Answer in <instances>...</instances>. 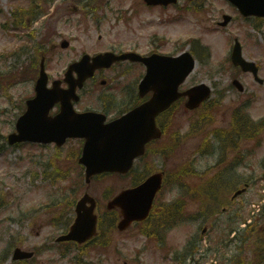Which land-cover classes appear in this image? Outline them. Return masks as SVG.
Here are the masks:
<instances>
[{"label": "rangeland", "instance_id": "rangeland-1", "mask_svg": "<svg viewBox=\"0 0 264 264\" xmlns=\"http://www.w3.org/2000/svg\"><path fill=\"white\" fill-rule=\"evenodd\" d=\"M72 1L0 0V76L5 78L0 81V146L6 145V138L15 131L17 119L23 114L27 99L34 96L35 81L28 68L35 67L40 62L41 53L46 55V65L52 80H57L63 79L70 63L78 61L84 54L94 55L100 49L135 43L136 40L140 41L139 50L143 53L150 48L148 44L146 45L147 35L164 31L170 33L173 39L176 34L183 37L191 35L200 38L205 46L211 47L212 51L203 54L206 55V59L202 60V63L198 62L186 86L204 82L212 86L213 96L211 103L199 112H188L181 107L174 112L176 125H182L184 128L181 132L189 135V142L186 144L188 150L180 148L179 155H176L177 159L166 164L161 158H154V163L148 165L152 170L163 167L169 172L166 188L162 190L157 201L158 206L171 204L186 192L180 186L175 187L171 184L175 175L181 173L185 165L192 164L193 160L200 173L208 169L213 171L212 175L204 180L193 178L194 180L188 183H194L197 187L214 178L223 179L221 183L212 186L218 191L219 197L224 194L220 198L223 204H230L228 197L237 189L235 188L237 184L243 185L248 182L250 187L225 213L220 210L222 204L216 202L215 205L209 200L211 195L208 198L205 195L185 198L188 199L186 212L192 221L169 233L167 245L172 251L169 255L166 250L161 249L158 241H148V237L142 233V229L146 226L140 225L124 234L108 231L107 236L111 234L113 237L112 244L108 245V251L87 246L92 251L85 252L80 260L91 264H174V262L178 264L179 260L177 257L175 259L174 250H182L186 247L185 244L190 242L196 244H191L192 248L199 247L196 259L200 264L262 263V255L257 243L258 240H264L263 124L260 129L261 135L256 139L241 141L239 149L235 152L232 150L235 144L226 140L223 144L226 146L224 154V146L220 145L219 140L222 138L221 133L227 135L234 127L236 111L248 114L255 123L264 121V84L260 85L251 76L237 72L229 64V59L227 60L233 38H240L242 35L245 38L244 56L260 65V74L264 78V27L262 30L253 31L250 23L242 20L238 13H231L230 3L226 0H211L214 10L196 15L187 14L184 8L188 4L181 2L183 10L180 14L184 16V20L177 23L180 26L178 32L173 31L176 27L158 22L165 17L159 10L149 11L145 8V13L141 16L136 17L135 13L130 15L136 18L131 24L124 22L118 24L114 22L110 11L90 15L73 14L71 7L67 6L72 4ZM136 1L138 0H113L112 4L118 9L131 10L137 9ZM32 3L38 8L43 4L48 5L45 12H34V21L27 10L21 13L15 11L21 7L28 9ZM219 12L230 13L236 17L227 30H218L213 25V19L218 20L221 15ZM174 13L166 12L169 17ZM21 20L29 27L16 30L14 26H18L17 21ZM101 20H109V22L102 21L103 25L99 24V26L94 24ZM100 34L102 39L99 38ZM251 34H254L252 39L249 37ZM66 38L71 45L63 49L61 41ZM173 43H165L162 49L173 53L176 48L182 51L188 44L184 41H180L178 45ZM24 71L26 74L23 77ZM143 75L142 67L124 66L118 70H111L107 76L98 78V81L100 83L102 78L108 79L109 87L104 88V93L108 91L110 94V92L116 93L123 86L133 88ZM234 76L244 84L245 92L240 93L231 85ZM120 81L122 85L119 84ZM86 85L89 90H93L92 81ZM100 92L96 91L95 94L98 96ZM7 145L4 147L5 150L0 152V182L5 179L6 192L16 188L17 192L21 191L23 201L30 199L38 210L35 216H39L40 219L33 229L32 222L29 221L23 224L24 226H20L10 218L17 211L15 205L0 208V254L7 250L8 244L15 238L13 235H16L26 241L25 249L32 250L39 247V250L46 251L41 254L38 262L77 264L76 261H79L77 254L80 253L77 248L71 249L70 255L64 259L63 246H57L58 244L55 243V238L65 231L53 225V223L58 225L64 223V218L59 216L60 210L56 206L52 208L45 206L51 205L52 202L62 204L64 200L72 202L74 197L77 200L84 195V192L98 198L101 205L106 206V202L117 196L118 192L130 187L134 174L124 181L107 179L102 184L92 181L88 185L83 180L84 186L79 187L74 195L70 187L74 186L73 183L79 175L84 174L83 179H85L84 168L82 171L77 162L80 148L78 142L68 144L60 155L53 145L49 147L31 144L17 145V147L8 143ZM224 155L226 157L220 165L221 170L217 172V163ZM145 167L146 165H138L136 172L141 173ZM69 193L71 196L66 198ZM105 196H107L106 200ZM103 213L104 208L101 207L99 215L103 216ZM206 214L210 215L207 220ZM48 220L51 224H48ZM246 220L247 224L254 222L253 230L250 232L244 231ZM258 220H260L258 226L255 227ZM42 223L44 226L40 227ZM206 227V233H202ZM232 229L239 234L237 240L230 245L234 237ZM48 247L54 248L49 250Z\"/></svg>", "mask_w": 264, "mask_h": 264}, {"label": "water", "instance_id": "water-1", "mask_svg": "<svg viewBox=\"0 0 264 264\" xmlns=\"http://www.w3.org/2000/svg\"><path fill=\"white\" fill-rule=\"evenodd\" d=\"M236 5L240 7L241 12L245 16L257 15L264 16V0H234ZM159 2V0H155ZM67 46V45H65ZM112 54H107L111 65ZM105 56H100L93 58L90 62V58L85 56L84 59L75 63L71 66L69 72L67 73L66 82L70 80L69 84L73 87L74 91L77 86H82L83 81L92 76L96 67H100V62H103ZM234 61L236 64H241L246 70H255L252 64L244 62L240 53L234 54ZM122 59V58H121ZM141 60L140 57H138ZM106 60V59H105ZM148 69V74L142 84L143 92L147 93L152 91L154 97L149 103L154 102L163 84L160 81L176 82L173 84L171 90L173 97L170 100H158L157 103H165L168 101L170 104L176 96H178V86L181 83L179 80L193 68L194 62L190 59V56L182 55L176 58L161 57L154 55L153 57L144 58ZM41 73L40 79L36 85L37 87V97L35 101L29 103V116L35 115L38 108L44 105V99L48 96V92L54 90L55 93H59L60 86L59 81L54 83V89H48L46 87L48 82V76L45 73L44 61L41 63ZM179 68L181 72L176 73ZM81 71L82 76L76 83H73L71 77L72 71ZM256 73V71H255ZM180 82V83H179ZM238 83V82H236ZM239 89L243 90L240 85ZM144 93V94H145ZM55 94V96H57ZM190 98L188 101V107L194 108L200 106L202 101L210 96V91L206 85H199V87L193 88L189 91ZM58 101V100H56ZM156 104V102H154ZM161 108L160 110L164 109ZM142 113L144 120L147 117H151L147 125L138 123V114ZM157 113H152V108L150 104H146L139 108L137 112H132L125 115L122 119L116 120L110 124H104L103 119L96 117H89L85 115L76 116L75 120L70 122V124H55L52 126L39 128L31 120L25 131L23 121L19 122L18 132L19 134L11 135L9 140L10 143L14 144L16 141H41L49 143L50 141H56L58 145H62L68 137L84 138L86 140L85 146L83 148L82 158L79 160L81 164L86 166V181L90 182L94 174L102 173L105 171L119 172L127 174L128 170L132 167L133 161L139 155H142L145 151L144 145L151 139L157 138L159 132H154V120ZM147 121V120H145ZM152 124V134L150 125ZM145 127V128H144ZM142 128H144L142 130ZM147 128V129H146ZM156 131V130H155ZM63 133L64 139H60V133ZM141 140L139 144L138 141ZM138 144V145H137ZM162 184L161 175H152L149 179L138 188L128 189V191H123L117 196L113 201L108 204L109 209L121 208L123 219L118 223L121 230L129 228L130 224L134 221H140L146 219L150 215V210L153 206V200L160 190ZM244 190H239L233 196L237 197L238 194L242 193ZM89 202L92 206L89 207L86 203ZM77 208V220L75 225L72 227L70 234L61 238L78 240L80 243L85 242L87 239L95 235L96 232V219L97 217L93 215V211L96 207L95 201L87 194L79 203ZM15 259H22L25 256H32L22 252L20 250L15 251ZM28 254V255H27Z\"/></svg>", "mask_w": 264, "mask_h": 264}, {"label": "flooded vegetation", "instance_id": "flooded-vegetation-1", "mask_svg": "<svg viewBox=\"0 0 264 264\" xmlns=\"http://www.w3.org/2000/svg\"><path fill=\"white\" fill-rule=\"evenodd\" d=\"M113 0H76V9L78 11V13H86L87 10H90V12L92 13H99V12H109L112 14L114 21H118V22H124V21H129L130 18H125V11L126 9L124 8H116L114 7V5L112 4ZM203 5H200V7H202ZM171 8H166L164 11H170ZM95 18H97V15L95 16ZM112 20V19H109ZM109 20H101L102 21H106L109 22ZM176 20V19H175ZM166 25H170L171 24L166 21ZM114 51L116 53L122 54V52H124V48H119V47H111L110 51ZM131 51L134 49H130ZM131 63L126 62V61H122L121 63L115 64L113 65L110 69H101V71L98 72L99 74V78L101 77H105L109 72H111V70H118L124 66H130ZM96 91H91V92H82L81 93V99L78 102V104L76 105L77 107V111L81 112V111H91V110H95L98 111L100 113H105V115L107 117H109L111 120L119 117L120 115H122L124 113V111H128L132 108L135 107L136 104H139V94L137 92V90L128 92L126 95H120L119 97H121L122 99H113L111 94H108V92L106 91V93L101 92V94L99 93V95L97 96ZM60 106H56L55 109L52 111V114H57L60 111ZM168 112H166L165 114H167ZM109 119V120H110ZM161 126V124H159ZM163 125H170V120H166L163 122ZM162 127V126H161ZM171 139L169 141V144H167L168 148H172V150L175 148V146H180V144L182 145V143L184 142L185 136H182L181 134H179L178 132H171L170 134ZM174 147V148H173ZM24 264H29L28 261H23Z\"/></svg>", "mask_w": 264, "mask_h": 264}, {"label": "trees", "instance_id": "trees-1", "mask_svg": "<svg viewBox=\"0 0 264 264\" xmlns=\"http://www.w3.org/2000/svg\"><path fill=\"white\" fill-rule=\"evenodd\" d=\"M103 179H105V178H103ZM10 198H12L13 200H15L14 197H12V196H11ZM162 214H163V213H161V215H162ZM159 216H160V215H159ZM25 218H26V215H22L20 219H22V220L24 221ZM252 225H253V224H251V225L248 226V229L246 230L247 232H250V230L252 229V227H251ZM257 246H258V250H259V252H260L261 255H262V259H261V261L264 262V257H263V256H264V240H261V241L258 240ZM257 259H259V258H257ZM259 264H262V263L259 262Z\"/></svg>", "mask_w": 264, "mask_h": 264}]
</instances>
